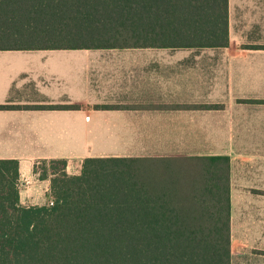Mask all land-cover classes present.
<instances>
[{
	"label": "trees",
	"instance_id": "16d2710c",
	"mask_svg": "<svg viewBox=\"0 0 264 264\" xmlns=\"http://www.w3.org/2000/svg\"><path fill=\"white\" fill-rule=\"evenodd\" d=\"M228 45L229 0H0V51ZM67 167L37 162L50 194L25 206L20 162L0 160V264H233L229 157L86 158L76 175Z\"/></svg>",
	"mask_w": 264,
	"mask_h": 264
},
{
	"label": "crops",
	"instance_id": "0c3cea01",
	"mask_svg": "<svg viewBox=\"0 0 264 264\" xmlns=\"http://www.w3.org/2000/svg\"><path fill=\"white\" fill-rule=\"evenodd\" d=\"M64 105L80 109L29 108ZM0 106L14 107L0 109V160L20 162L21 201H47L42 160L70 172L86 158L227 156L232 242L264 240V0H229L225 48L0 51Z\"/></svg>",
	"mask_w": 264,
	"mask_h": 264
},
{
	"label": "rangeland",
	"instance_id": "374dc122",
	"mask_svg": "<svg viewBox=\"0 0 264 264\" xmlns=\"http://www.w3.org/2000/svg\"><path fill=\"white\" fill-rule=\"evenodd\" d=\"M85 160V159H84ZM82 162L83 161H76L71 163L70 166V172H67L71 175H76L81 172L82 169ZM259 194H264V192H259ZM22 204H33V205H42L46 203V197L42 196L41 198H35L26 200V195H23ZM264 228V220L261 223ZM263 237H264V231H263ZM249 236V233L246 231L243 232H235L234 233V241L232 246V252H233V264H264V240L258 239V242L260 245L255 243L251 240ZM252 242V243H251ZM238 244H241L245 248H239Z\"/></svg>",
	"mask_w": 264,
	"mask_h": 264
}]
</instances>
